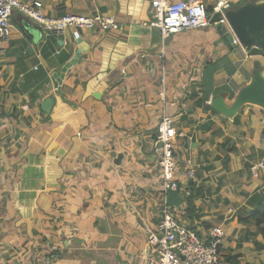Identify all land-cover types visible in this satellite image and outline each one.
I'll return each instance as SVG.
<instances>
[{
    "label": "crops",
    "instance_id": "0c3cea01",
    "mask_svg": "<svg viewBox=\"0 0 264 264\" xmlns=\"http://www.w3.org/2000/svg\"><path fill=\"white\" fill-rule=\"evenodd\" d=\"M20 1L51 17H113L117 28L49 36L16 10L10 18L0 43V264H148L162 115L174 120L176 180L195 207L184 197L171 212L202 239L221 228L226 264H264V226L251 219L264 207V168L250 172L264 164V110L245 105L228 118L210 106L218 96L230 105L256 65L264 75V53L230 48L216 26L163 43L149 0Z\"/></svg>",
    "mask_w": 264,
    "mask_h": 264
},
{
    "label": "built area",
    "instance_id": "2783aa9c",
    "mask_svg": "<svg viewBox=\"0 0 264 264\" xmlns=\"http://www.w3.org/2000/svg\"><path fill=\"white\" fill-rule=\"evenodd\" d=\"M210 1L211 4L208 6L204 0H149L152 13L150 26L159 30L161 41L164 43L168 38L184 31L224 24L232 36L233 44L242 47L234 36L225 13L249 0ZM15 10L39 25L49 36H58L66 29L111 31L117 28V21L105 15L65 14L51 17L43 13L39 1L24 4L20 0H0V43H5L10 38V18ZM160 57H163V51ZM176 137L174 120L162 115L153 144V154L160 173L161 204L157 214L159 218L157 233L148 232L147 245L152 254L148 264H226L220 253L223 230L215 227L210 231L208 239H202L193 229L181 224L171 212V206L166 204L167 192L176 190L177 187L180 188L183 199L189 197L188 186L181 187L176 180L177 161L173 148ZM184 164L186 168L184 177L187 181L193 178V173L188 169L190 163ZM262 168L264 164L260 162L251 166L250 172L254 175Z\"/></svg>",
    "mask_w": 264,
    "mask_h": 264
},
{
    "label": "water",
    "instance_id": "95a60500",
    "mask_svg": "<svg viewBox=\"0 0 264 264\" xmlns=\"http://www.w3.org/2000/svg\"><path fill=\"white\" fill-rule=\"evenodd\" d=\"M225 18L233 31L234 36L243 48L258 49L264 53V1H246L242 6L229 10L225 13ZM221 39L230 48L234 47L231 34L224 24L216 26ZM58 84L60 79H57ZM245 105L257 106L264 110V75L260 69H256L251 81L242 87L236 94L230 105H227L222 96L211 99V108L220 115L233 118ZM116 163L122 159V155H117ZM180 188L169 190L166 194V204L168 206L179 207L183 203V198L179 195Z\"/></svg>",
    "mask_w": 264,
    "mask_h": 264
},
{
    "label": "trees",
    "instance_id": "16d2710c",
    "mask_svg": "<svg viewBox=\"0 0 264 264\" xmlns=\"http://www.w3.org/2000/svg\"><path fill=\"white\" fill-rule=\"evenodd\" d=\"M210 10V8H209ZM257 51L261 52L260 50L256 49ZM210 67L208 69V72L205 74V78H209L212 79L213 75L216 73V71L218 70V68H216L215 63H209ZM256 68L258 69L259 66L256 65ZM206 72V71H205ZM209 95H205V98L202 100V102H205L206 100H208ZM189 189V187H188ZM186 210L187 211H194L195 207L192 204V199L191 196L189 198L186 199ZM252 221L255 224H259V225H263L264 226V207H262L261 205H259L256 210L253 212L252 216Z\"/></svg>",
    "mask_w": 264,
    "mask_h": 264
},
{
    "label": "rangeland",
    "instance_id": "374dc122",
    "mask_svg": "<svg viewBox=\"0 0 264 264\" xmlns=\"http://www.w3.org/2000/svg\"><path fill=\"white\" fill-rule=\"evenodd\" d=\"M252 1H255V0H252ZM252 1H250V2H252ZM174 146H175V144L173 143V148H174ZM175 150V149H174Z\"/></svg>",
    "mask_w": 264,
    "mask_h": 264
}]
</instances>
